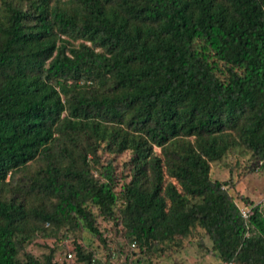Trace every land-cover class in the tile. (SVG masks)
<instances>
[{
  "label": "trees",
  "instance_id": "obj_1",
  "mask_svg": "<svg viewBox=\"0 0 264 264\" xmlns=\"http://www.w3.org/2000/svg\"><path fill=\"white\" fill-rule=\"evenodd\" d=\"M228 157L264 170V0H0V264H55L18 252L61 231L106 250L92 210L129 251L200 230L264 264L263 208L210 178Z\"/></svg>",
  "mask_w": 264,
  "mask_h": 264
},
{
  "label": "rangeland",
  "instance_id": "obj_2",
  "mask_svg": "<svg viewBox=\"0 0 264 264\" xmlns=\"http://www.w3.org/2000/svg\"><path fill=\"white\" fill-rule=\"evenodd\" d=\"M129 155L124 153L115 157L114 165L116 166L115 175H122L127 181V167L126 163ZM227 166L217 165L210 169L211 180H219L228 182V192L234 198L237 206H243L240 198H246L252 203H260L264 210V170H248L249 164L243 158L228 157ZM119 190V186L116 191ZM119 206V203H117ZM92 213L96 217V225L103 238L107 240V249H103L101 243L91 236L86 231L80 233H71L68 231H61L58 236L64 235V238H37L22 250L18 252V259H22V253H28L35 259L43 261L45 255L50 250L53 251V262L55 264H76L73 257V242L81 246L84 250L92 252L93 255L104 261L108 253L116 252L115 264L124 261L127 257L130 264H218L219 262L210 256L206 251L210 249V243L203 235L202 231L196 230L192 235L187 237L182 242V248H167L166 246L157 245L150 247L146 254L140 253L137 248L132 251L128 249V244L123 239L118 240L113 238L112 223L97 217L95 210ZM199 242L203 244L200 249ZM115 243L119 244L120 249L114 248ZM115 249V250H114ZM71 253L72 258L67 259L66 253Z\"/></svg>",
  "mask_w": 264,
  "mask_h": 264
},
{
  "label": "built area",
  "instance_id": "obj_3",
  "mask_svg": "<svg viewBox=\"0 0 264 264\" xmlns=\"http://www.w3.org/2000/svg\"><path fill=\"white\" fill-rule=\"evenodd\" d=\"M239 210H240L241 217L244 220H246L251 215V208L250 207L241 206V207H239ZM65 257L67 259H71L72 254L67 253ZM218 264H233V263L232 262H219Z\"/></svg>",
  "mask_w": 264,
  "mask_h": 264
},
{
  "label": "crops",
  "instance_id": "obj_4",
  "mask_svg": "<svg viewBox=\"0 0 264 264\" xmlns=\"http://www.w3.org/2000/svg\"><path fill=\"white\" fill-rule=\"evenodd\" d=\"M259 204H260V203H259ZM254 205H258V203H253V206H254ZM260 206L262 207V205H260Z\"/></svg>",
  "mask_w": 264,
  "mask_h": 264
}]
</instances>
